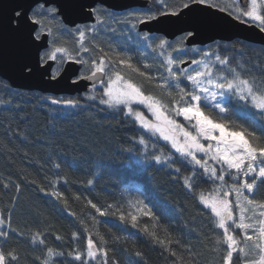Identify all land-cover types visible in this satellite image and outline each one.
I'll return each mask as SVG.
<instances>
[{
    "label": "snow or ice",
    "instance_id": "1",
    "mask_svg": "<svg viewBox=\"0 0 264 264\" xmlns=\"http://www.w3.org/2000/svg\"><path fill=\"white\" fill-rule=\"evenodd\" d=\"M74 17L91 23H78ZM225 18L264 37V0H150L139 10L124 13L113 12L104 0H23L11 8L7 28L24 36L34 51V59L18 64L23 79L39 78L53 87L80 90L71 98L41 99L70 109L115 112L142 130L133 138L140 148L127 150L126 165L133 174L153 163L172 167L179 160L190 166L182 183L208 212L211 250L219 256V264H264V197L257 199L264 189V80L258 83L246 75L240 63L233 66L231 57L219 54L218 41L213 40L215 48L196 44ZM105 34L123 35L125 42L101 40ZM69 36L71 44L65 39ZM189 45L199 58L188 55ZM138 49L145 50L140 54L143 62L133 60ZM145 53L154 63L147 62ZM198 177L212 187L197 191ZM59 179L50 182L47 194L67 207V198L56 187ZM10 186L11 181L3 184L4 189ZM14 187L19 193L21 185ZM17 199L0 208V264H21L19 247L7 246L10 239L25 236L13 226ZM87 204L100 216L118 215L122 223L140 228L172 264H199L198 253L161 226V217L149 206L147 190L129 199L127 210L119 204L103 210L91 200ZM142 217L153 222L151 227H141ZM90 220L78 217L80 228L60 249L47 244L51 227L29 229V243L43 249L34 264H121L108 237L96 228V216ZM63 239L55 235L56 241ZM119 239L113 237V242ZM131 255L144 254L136 250ZM127 264L138 261L129 256Z\"/></svg>",
    "mask_w": 264,
    "mask_h": 264
},
{
    "label": "trees",
    "instance_id": "2",
    "mask_svg": "<svg viewBox=\"0 0 264 264\" xmlns=\"http://www.w3.org/2000/svg\"><path fill=\"white\" fill-rule=\"evenodd\" d=\"M109 38L114 44L125 42L124 36L119 34L118 38L110 34L100 37L101 40ZM65 39L69 44L73 42L71 36ZM217 41L221 46L219 54L231 57L233 66L240 63L246 75L256 78L258 83L264 80V45L243 39ZM209 45L215 48L213 42L199 47L207 49ZM130 46L135 48L134 44ZM190 49L191 46L188 55L198 58ZM144 51H133V60L143 62L140 54ZM145 54L147 62L154 63L152 55ZM149 90L157 91L151 87ZM77 94L55 95L18 89L0 77V101H3L0 103V208L18 196L13 226H19L25 236L10 239L7 246L19 247L21 264H34V257L43 251L29 243V229L48 231L51 227L47 244L65 248L71 243L72 232L80 228L78 217L91 223V216H96L99 222L96 228L108 237L109 246L115 249L114 255L121 264H127L129 256L138 264H172L167 253L152 244L140 228L122 223L118 215L100 216L87 204L91 200L102 210L108 204H119L127 210V201L145 190L149 193V206L161 217V226L198 253L199 264H219V256L211 250L208 212L182 183L183 176L190 174V166L179 160L172 167L153 163L143 165L146 171L133 174L126 165L127 150L140 148L133 139L142 134L138 126L115 112H100L95 107L70 109L41 99L46 96L71 98ZM9 100L11 103H7ZM56 164L60 165L59 169ZM176 167L181 169L180 173L175 172ZM57 177L60 179L56 187L67 198V207L47 194L52 190L50 182ZM89 180L93 181L91 185ZM10 181L12 186L4 189L3 184ZM15 183L21 185L19 193ZM196 184L197 191L212 187L199 177ZM41 187L47 191H40ZM262 197L264 189L257 194V199ZM152 223L147 217L141 218V227L143 224L151 227ZM56 234L64 239L56 241ZM116 236L120 239L113 242ZM84 243L82 236L79 244ZM136 250L143 252L142 258L131 255Z\"/></svg>",
    "mask_w": 264,
    "mask_h": 264
},
{
    "label": "water",
    "instance_id": "3",
    "mask_svg": "<svg viewBox=\"0 0 264 264\" xmlns=\"http://www.w3.org/2000/svg\"><path fill=\"white\" fill-rule=\"evenodd\" d=\"M21 2L23 0H0V77L18 89L37 90L55 95H74L78 93L79 89L60 86L53 87L42 82L39 78L26 80L19 75L17 71L18 64L24 59H34V51L27 47L24 36L12 33L7 28V16L11 8ZM83 2L92 3L93 0H83ZM149 2L150 0H104L106 6H111V10L117 12L136 7L142 8ZM74 19L78 23H91V21H87V18L84 17H74ZM156 34L161 33L157 32ZM169 39H172V36H169ZM234 39H243L264 45V37L259 35L255 29L234 24L227 21L226 18L220 27L202 37L196 44L197 46H204L213 42V40L232 41Z\"/></svg>",
    "mask_w": 264,
    "mask_h": 264
},
{
    "label": "flooded vegetation",
    "instance_id": "4",
    "mask_svg": "<svg viewBox=\"0 0 264 264\" xmlns=\"http://www.w3.org/2000/svg\"><path fill=\"white\" fill-rule=\"evenodd\" d=\"M136 8H139V7H136ZM129 10H130V9H129ZM126 11H128V10L121 11V12H117V11H113V12H116V13H124V12H126ZM156 35H160V34H156Z\"/></svg>",
    "mask_w": 264,
    "mask_h": 264
},
{
    "label": "rangeland",
    "instance_id": "5",
    "mask_svg": "<svg viewBox=\"0 0 264 264\" xmlns=\"http://www.w3.org/2000/svg\"><path fill=\"white\" fill-rule=\"evenodd\" d=\"M199 58V57H198Z\"/></svg>",
    "mask_w": 264,
    "mask_h": 264
}]
</instances>
